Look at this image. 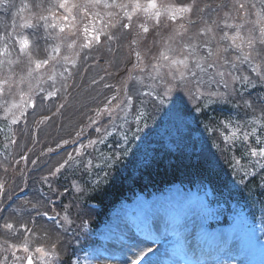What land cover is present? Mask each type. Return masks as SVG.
Masks as SVG:
<instances>
[{
    "label": "snow or ice",
    "instance_id": "1",
    "mask_svg": "<svg viewBox=\"0 0 264 264\" xmlns=\"http://www.w3.org/2000/svg\"><path fill=\"white\" fill-rule=\"evenodd\" d=\"M88 2L90 4L93 5H100L101 4V0H88ZM71 4V7H69V5ZM104 7H108L109 5L104 4ZM112 7H116L117 5L113 4L111 5ZM56 7L64 10L66 12H68L69 14L72 13L73 9H78L80 7L79 4L73 2V0H57L56 3ZM120 7L125 8L126 11L124 12V17L125 20H127L129 23L124 24V27L126 29L131 27V21L134 20L136 17H138L139 14H143L144 16L148 17L149 19H154L156 21V23H159L160 20L162 18H168L169 20L175 21V19L177 18H183V14L186 13H191L192 11V7L191 6H181V7H168L165 8L164 11L162 12L160 10V6H158L157 0H129V3L127 5H120ZM53 16L55 17V14H53ZM45 21H47V17L43 18ZM63 20L65 21V23H68V17L64 16ZM46 27H51L52 29L58 30L59 33L63 34L66 31L65 27H60L58 24L56 23H51V24H46ZM141 29L142 31H144L145 33L149 31V28L146 25H141ZM85 32H87V29H85ZM99 35H93L91 37V40L88 41L87 37H86V41L82 47H90L91 43L93 41L95 42H99ZM233 40L236 39V37H232ZM18 47L20 49V53L22 55H28V51H29V40L27 37H22L20 39H18L17 41ZM69 48H75V45L72 43L68 44ZM61 51V49L57 46L53 49V52L55 54H59V52ZM4 52H6V49L0 50V54H3ZM247 58V57H245ZM29 59L31 60V57L29 56ZM32 63L34 64V68L36 70H41L44 69L45 66L48 65L47 61H32ZM52 79L55 78L54 74H52L51 76ZM55 93L54 92H50L48 93L44 99H52L54 97ZM22 102H23V98H22ZM12 107L14 108H22V105H12ZM27 107L29 108H34L35 107V102L31 101L28 102ZM23 114V113H22ZM11 123L12 124H16L17 123V118L16 116L12 113V119H11ZM245 139H247V137H245ZM92 143H95V141H93ZM261 143H264V141H261ZM251 155L253 157L259 156L260 158L264 159V147L260 148L259 152L253 150L251 152ZM57 171H59V169H57ZM46 215V214H45ZM48 219H52L51 217H48ZM3 229L7 232H14L16 231V225L12 222H6L3 225ZM24 231H28V229L26 227L23 228ZM152 231V230H151ZM153 232V231H152ZM27 240H25V243L23 245H14V244H9L8 245V251H11V255L13 257V261H24L25 264H34V257L31 255H28L29 253V247L27 246ZM18 252H23L25 255L24 256H17ZM35 253L39 254L40 257H44L45 254V250L43 248L37 247L35 249ZM2 264H7V257L4 258V261L2 262ZM131 264H142V260H133L131 262Z\"/></svg>",
    "mask_w": 264,
    "mask_h": 264
},
{
    "label": "rangeland",
    "instance_id": "2",
    "mask_svg": "<svg viewBox=\"0 0 264 264\" xmlns=\"http://www.w3.org/2000/svg\"><path fill=\"white\" fill-rule=\"evenodd\" d=\"M193 15V10L191 11V13H189V16H192ZM183 26V25H181ZM184 28V27H182ZM145 33V32H143ZM227 35H224L223 37V40L225 41L227 39ZM235 43V42H233ZM206 51H208V48H206ZM167 55V54H166ZM172 60V59H171ZM117 61H121V57H117L116 59V62ZM113 62V61H112ZM156 65H159L161 68H167L169 65L168 63H166L165 60H163L162 62H155ZM189 71L190 72H193L195 70L192 71V68L190 67L189 68ZM194 73V72H193ZM157 82L161 83L160 80L156 79ZM152 88H155V86L153 87H150V89ZM190 119L189 118H183L182 115L179 114L178 112V109H177V103H169V102H166L165 104V114H164V123L159 127V129L157 130L158 131V134L163 137L164 141L167 142L168 146L171 145V139L172 137L176 136L178 134L179 131H182L183 128L189 123ZM180 195L179 193L176 192V190L172 189V190H169L167 192V195H154L153 197H151L150 199H146V200H139V201H136L137 204V211L138 213L142 216V218H145L146 216H151V214L149 213V210H148V205L149 203L151 202H164L165 200L169 199V197H176ZM182 198V205H181V208L178 210L177 213V217L180 219V212L182 213H192V210L193 209H196V211H199L202 209V205L200 203H191L190 200L191 198H189V196L187 195H182L181 196ZM145 205V209L141 210L139 209V205ZM184 208H186V210H184ZM130 211H132V209L130 208L129 209ZM182 217H181V220L182 221ZM151 222L150 219H147ZM184 220H187V218H185ZM146 220L143 221H140L141 224H143ZM156 219L155 221H152V227L153 228H157V223H156ZM135 224V223H134ZM165 225H162L160 227V229H162ZM125 223H124V220L122 221V224L120 225V229L118 232L119 236L121 238H124L125 240H128L129 236L127 234V231H126V228H125ZM107 235V233H106ZM230 237H232V239L234 240V242H239L241 241V238L238 237L236 234L234 235H229ZM106 249H99L96 252V254L98 255V257H101V255L104 253V252H117V251H121L123 249H128L131 251V255L129 253V251H125L123 254H122V257L125 259V262L126 260H130V262L132 260H134L131 256H134V252L135 251H132L127 245H120L118 246L116 243L113 244L111 243L110 241L106 242V245H105ZM237 247V246H236ZM153 251V250H152ZM252 253L250 259L247 261V263H242V262H238L237 264H264V258H262V256L264 255V253H259L258 250L256 248H252V249H249L248 251V256H250V254ZM241 254V251L238 249L237 250V254L235 255H239ZM257 254L259 255L260 259L257 258ZM143 256H146V254H143ZM107 264H110L109 263V260H107L106 258H104V256L101 257ZM139 260H142L146 263L149 264V262H147L146 260H143V259H139ZM96 264H101L100 262H97ZM113 264H125L121 261H117ZM143 264V263H142ZM222 264V263H220Z\"/></svg>",
    "mask_w": 264,
    "mask_h": 264
},
{
    "label": "trees",
    "instance_id": "3",
    "mask_svg": "<svg viewBox=\"0 0 264 264\" xmlns=\"http://www.w3.org/2000/svg\"><path fill=\"white\" fill-rule=\"evenodd\" d=\"M4 69V68H3ZM1 69V70H3ZM12 136H10L11 138ZM9 147V145H8ZM251 159H246L241 162V168L239 171L237 170L234 173V176L238 177L236 179V182L238 186L242 189H245L249 186L248 180L254 181V185L256 186L257 190V205L258 209L260 212H263L262 214L264 215V159L260 158L259 163H260V168L257 169L258 172V177L256 179V175L252 170H251V165H252ZM229 163V162H228ZM161 173L156 172L152 173V170L148 172V178L152 182L153 178L155 180H159ZM248 178V180H247ZM232 182V180L230 179ZM135 188H142L144 186V182L142 180H136L134 182ZM119 194H122V190H118L116 187L107 188L105 191H102V193L99 195L100 197H104L105 200L112 202L114 201Z\"/></svg>",
    "mask_w": 264,
    "mask_h": 264
},
{
    "label": "bare ground",
    "instance_id": "4",
    "mask_svg": "<svg viewBox=\"0 0 264 264\" xmlns=\"http://www.w3.org/2000/svg\"><path fill=\"white\" fill-rule=\"evenodd\" d=\"M159 220L161 219V216L158 214ZM217 236L220 235L219 232L216 233ZM220 237V236H219ZM170 249H171V254L176 257V258H183V252L179 249L178 246L175 245V243H170ZM151 264V263H150Z\"/></svg>",
    "mask_w": 264,
    "mask_h": 264
}]
</instances>
